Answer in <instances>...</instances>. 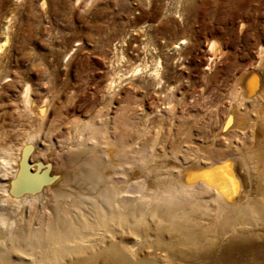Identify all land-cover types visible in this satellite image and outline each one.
Here are the masks:
<instances>
[{"label":"bare ground","instance_id":"obj_1","mask_svg":"<svg viewBox=\"0 0 264 264\" xmlns=\"http://www.w3.org/2000/svg\"><path fill=\"white\" fill-rule=\"evenodd\" d=\"M153 58L135 64L129 76H108L100 105L109 107L121 92L143 98L116 108L114 117L99 109L97 119L81 121L50 161L49 139L26 127L15 132L21 115L19 123L14 114L9 123L0 115V264H96L97 259L103 264H264V77L259 80L264 65L260 61L240 75L237 108L226 119L225 129L248 116L249 131H233L235 147L212 146L203 156L199 146L182 138L158 142L157 122L166 116L145 110V97L153 95L130 80L137 77L149 82L152 92L162 90L161 61ZM167 86L171 92L174 86ZM23 87L20 114L42 122L47 101L38 106L30 87ZM4 99L0 93L1 113ZM165 110L175 115L172 107ZM120 114L138 123L142 118V125L121 120ZM239 160L245 166L242 176ZM77 253L85 256L66 258Z\"/></svg>","mask_w":264,"mask_h":264},{"label":"rangeland","instance_id":"obj_2","mask_svg":"<svg viewBox=\"0 0 264 264\" xmlns=\"http://www.w3.org/2000/svg\"><path fill=\"white\" fill-rule=\"evenodd\" d=\"M6 29L8 41L0 53V93L6 110L0 115L4 123L13 114L19 123L21 115L22 126L15 132L26 127L49 139L45 152L49 161L58 143L67 142L80 122L94 119L99 109L114 117L116 108L141 100V93L126 97L121 92L122 97H115L109 107L100 105L108 78L115 72L129 76L135 64L144 59L149 63L157 56L166 82L162 90L152 92L149 82L137 77L130 80L143 84L153 95L151 100L145 97V110L166 116L157 122L162 128L159 143L182 138L187 145L199 146L206 156L205 148L235 147L239 141L231 137L233 131H249L248 116L226 129L225 125L228 113L237 108L235 92L243 89L240 75L260 61L264 65V0H0V44ZM212 43L216 50L210 49ZM263 77L259 75L260 83ZM11 80L14 84L6 87ZM26 84L38 106L47 101L48 114L42 122L20 114L19 96ZM167 85L174 86L171 92ZM169 106L173 118L166 113ZM120 116L134 126L142 125V118L138 123L135 117ZM8 130L13 137L14 130ZM155 132L150 124L149 136ZM239 162L237 173L242 176L245 166ZM9 193L18 196L11 189ZM79 256L85 255L66 258ZM96 264H103L102 260Z\"/></svg>","mask_w":264,"mask_h":264},{"label":"snow or ice","instance_id":"obj_3","mask_svg":"<svg viewBox=\"0 0 264 264\" xmlns=\"http://www.w3.org/2000/svg\"><path fill=\"white\" fill-rule=\"evenodd\" d=\"M235 185H234V182H233V187H234Z\"/></svg>","mask_w":264,"mask_h":264}]
</instances>
